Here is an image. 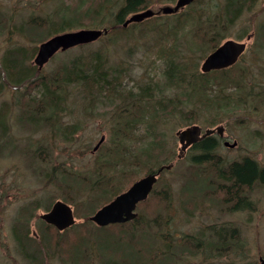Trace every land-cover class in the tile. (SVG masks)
<instances>
[{"label": "trees", "instance_id": "1", "mask_svg": "<svg viewBox=\"0 0 264 264\" xmlns=\"http://www.w3.org/2000/svg\"><path fill=\"white\" fill-rule=\"evenodd\" d=\"M52 1L58 2L60 12L42 15L40 11H34L18 25L14 23L12 15L0 12V37L6 36V33H14L21 39L41 42L52 35L83 27L81 20L75 16L77 12L91 16V24L107 28L108 33L100 38L95 47L90 44L76 47L79 49L76 55L72 52L76 48L64 52L68 62L58 65L55 72L44 75H38L36 65H29L37 48L33 53H29L22 44L8 47L0 62V91L6 83L18 88L17 90L23 89L27 99L26 102H22L21 98L17 100L20 105H24L17 110L16 118L19 123L44 130V133L63 134V138L74 137L82 128L80 124L86 121L90 112L97 110L94 108L99 103L111 102L110 106H114L117 99V102L122 103L123 106H118V109H114L115 114L109 116V142L103 147L99 159H96L92 175H82L81 172L69 170L67 165L62 166L60 163H48V159L39 157L38 149L33 150L35 174L43 182L50 183L68 194L61 200L74 205L72 200L78 198L77 193L73 195L74 190L87 193L86 201L78 200L75 204L85 210L82 212L85 218L98 206L111 201L126 190L141 172H153L175 160L172 153L167 152V155L162 156L165 148L167 151L171 149L167 148L166 139L157 131V123L169 108L174 110L171 116L179 117L183 122H187L186 125L201 123L204 126H213L229 117H245L249 120L264 118V80L260 78L262 82H255L254 66L244 63L243 57L227 69L210 73L198 71L200 58L204 60L227 40L229 29L245 15L246 10H251L258 0H223L221 6L205 10L201 8L202 5L207 7L211 2L196 0L186 7L190 8L189 13L167 15L165 21L161 22L162 25L153 22L151 31L154 30L157 35L154 39L156 56L165 66L163 80L160 84L154 83L152 79L138 87L137 93L126 92L123 87L131 67L122 57L113 63L111 48L121 45L126 39L129 41L136 35L145 33V24L124 27V23L129 15L143 10L151 1L74 0L78 3L76 8L66 0ZM195 6H200L201 12L189 16ZM209 10V15H213L214 19L205 22L202 13ZM104 23L106 25H102ZM186 33L187 36H192V40L185 41L187 50L191 52L192 49H198L201 51L200 56L204 54L203 57H194L189 63L178 57L176 48L179 39L181 41ZM255 33L260 47L258 52L264 55V24L261 23ZM169 91H174V94L169 96ZM20 94L17 92L16 96ZM69 94H80L89 98L90 105L80 107L79 114L75 115L76 110H68L64 106V100ZM5 116L0 111V135L4 133L3 140L7 138L5 131L10 124L4 119ZM67 116H71L70 120H63ZM199 117L205 119L199 122ZM236 122L243 128L246 127L243 120ZM141 126H145L143 131L140 130ZM253 134H261L259 140L264 139V132L256 130ZM157 143L161 144V148L157 147ZM220 144L218 137L208 136L191 147V151L197 150L198 153L189 158L190 165L196 167L195 180H182L180 187L182 206L185 210L188 205L197 206V199L201 202H212L209 197L216 195L214 187L217 183L221 190L219 194L224 196L222 202L231 205L232 212L254 208L251 191L264 188V164L252 154H246L236 161L225 160L218 153ZM113 163L120 165L121 170L105 169V166ZM167 171L162 172V175ZM106 172L114 175V178L108 177ZM161 179L156 183L148 200L139 205L138 210L158 192L156 188ZM172 191V185L165 183L158 192V197L170 196ZM70 195L74 196V199ZM33 203L37 205L38 201L30 203V216ZM47 204L45 207L49 210L52 203ZM139 213L131 222L103 228L94 229L89 222L85 223L84 225L92 230L86 237L80 235L79 240L66 245L69 255L66 264H184L190 257L199 255L203 256L200 264L202 261L207 264H253L247 261L238 262L232 257V253L238 252V243L241 240L236 226H213L210 230L212 238H207L204 232L197 235L181 233L182 236H178L177 230L174 233H158L159 230H156L161 227L162 221L167 230L171 228L173 218L170 215L164 219L158 211ZM29 218L27 216L26 219ZM36 221L39 238L30 239V252L27 250L28 245L26 248L23 246L21 252L25 258L30 259V264H45V253L51 255L54 245L51 235V229L54 227L38 217ZM84 227L76 224L64 232L55 233L61 235V239H68L69 237L62 236L69 232L79 234L80 229ZM113 227L123 228L122 234H113L110 231ZM24 229L25 231L13 227L15 239L20 246L29 234L26 226ZM227 254V260L223 261L222 258Z\"/></svg>", "mask_w": 264, "mask_h": 264}, {"label": "rangeland", "instance_id": "2", "mask_svg": "<svg viewBox=\"0 0 264 264\" xmlns=\"http://www.w3.org/2000/svg\"><path fill=\"white\" fill-rule=\"evenodd\" d=\"M48 1V2H47ZM52 0H0V12L6 13L8 16L12 15L14 23L18 25L21 20L26 19L30 13L40 11V14H51V12H60V5L58 2H51ZM67 2L71 3L73 8H76L78 3L74 0ZM151 1V2H150ZM176 0H149V4L142 12L148 9L159 11L166 6H173ZM204 1V0H203ZM223 0H206L211 2L209 6L202 5L201 8L212 9L216 6H221ZM190 8H185L178 14L189 13ZM202 9L200 6H195L189 16H195L196 13H200ZM203 10V11H204ZM211 11L202 13L203 20L208 21L214 19L213 15H209ZM82 12L75 13V16L81 20L83 27L79 29H102V26H93L90 22L91 16L85 15ZM176 14V15H178ZM89 18V19H88ZM167 15L157 14L152 18L146 19L139 25H147L145 33L141 36L136 35L129 41H123L119 46H113L111 52V61L116 63L119 57H122L126 61L127 65H130L131 70L129 76L123 87L126 88V92L133 91L139 92L138 87L149 83L154 79V83H162L164 63L156 56L154 45L157 38L156 33L151 31V25L153 22L161 24ZM192 20V19H191ZM175 21L173 20V23ZM264 24V0H258L251 10H246L245 15L239 19L232 28L228 31L227 39H233L239 42L247 43V51L243 55V61L246 64L254 66L253 73L256 77L255 82H262L259 79L264 80V55L260 50L255 32L260 24ZM197 24V23H195ZM102 25H106L105 23ZM131 25V24H130ZM162 25V24H161ZM106 27V26H105ZM189 26H187V29ZM78 30V29H75ZM111 30V29H110ZM255 33V34H254ZM184 34V33H183ZM6 36L0 37V62L4 56V52L8 47H13L18 44L24 45L29 53H33L40 43L48 38L43 39L41 42L35 43V40L21 39L18 36L5 34ZM250 35V36H249ZM53 36V35H52ZM50 36V37H52ZM249 36V38H247ZM192 40V36H187V33L183 38L179 39L176 48H178V57L183 58V61L189 63L193 61L194 57H203L204 54L198 49H192L191 52L188 49L185 41ZM100 42H94L90 45L97 46ZM130 45V47H129ZM199 45V44H198ZM159 48V45H157ZM77 49V48H76ZM72 51L74 55L78 54L79 49ZM81 50V49H80ZM34 53L31 57L30 63H33ZM65 53H60L50 61L45 68L46 71H51L58 65L67 63V57ZM196 58V59H197ZM202 58L199 60L198 71L201 72ZM13 87L9 83H6L4 88L0 91V111L5 114V120L9 121L8 130L5 131V140L1 133L0 135V264H27L20 246L15 239V232L13 227L21 228L25 231L24 226L28 229V237H31L33 231L37 232V217L46 212V204L54 203L57 200H61L62 197L68 194L56 187L51 186L50 183H45L40 180L34 171V156L33 150L38 149L39 157L48 159V163L61 164L62 166L72 168L73 171L81 172L82 175L90 176L94 173L96 159L100 157V153L103 151L105 144H108V132L110 129L111 119L109 116L115 114L114 109H118V106L122 107V103H114V106H110L111 102L106 104H98V109L95 112H90L86 121L82 124L81 130L72 138H63V134L44 133V130H38L30 125H21L16 118L17 110L24 105H20L17 100L21 98L22 102H26L27 97L24 96V90ZM21 93L16 96V93ZM171 96L174 91H169ZM18 95V94H17ZM26 97V98H25ZM25 98V99H24ZM24 99V100H23ZM89 98H85L80 94L71 95L64 100L65 107L76 110L75 115L79 114L80 107H86L90 105L88 103ZM21 102V103H22ZM174 112L172 108H169L164 113L160 122L157 123V131L161 134L164 132L167 143V148L171 151H167L165 148L162 156L164 157L168 153L175 155V160L172 161L173 168L170 172H166L161 176L160 185L157 186L156 191L160 192L162 186L167 183L171 184L173 191L171 195L162 198L158 197V192L151 196L147 204H143L138 210V213L145 211H158L161 216L166 219L169 215L173 218L172 226L167 230L162 221L159 232L166 231L174 233L177 230L178 236H182L181 233L197 235L200 232H204L208 236L209 230L213 226L232 225L239 229L241 240L238 243V252L232 253V257L236 258L238 262L247 261L253 264H259V258L264 257V188H259L251 191V197L254 202L253 209H245L236 212L230 210V206L224 204V196L219 194L221 192L218 187V183L215 184L216 195L209 197L212 202L197 199L199 202L197 206H182V200L180 196V187L182 186V180H195L194 172L195 166L190 165V157L193 154L189 149L182 158L179 156L180 144L176 137V132L189 126L187 122L179 120V117H172ZM264 115V109L262 110ZM71 116L64 117L63 120H70ZM205 117L198 118L199 122ZM243 120L245 128L238 125L236 121ZM206 128H216L219 126L225 127V135L228 141L233 144L235 141L238 143L236 148L230 149L222 146L220 155L228 161L233 159H239L245 154H252L264 164V139L259 140L260 135L255 136L254 131L259 130L264 132V118L263 119H246L245 117H236L231 119L230 117L224 119L223 122L213 125L204 126L201 123H195ZM145 126H141L140 130L143 131ZM256 129V130H255ZM42 131V132H39ZM2 137V139H1ZM104 138L98 148H95L99 141ZM148 172H141L139 177L134 176L135 180L143 177ZM107 176L114 178V175L107 173ZM211 176V174H210ZM132 178V179H134ZM200 183V182H199ZM198 183V184H199ZM130 186V184L128 185ZM127 186V188H128ZM78 189L73 191V195L77 193L78 198L74 201V205L70 204L75 212L77 218V225L80 226L84 223L85 216L82 214L85 210L75 205L77 201H86L87 193L78 192ZM72 191V190H70ZM213 193V192H210ZM72 199L74 196L70 195ZM38 201L37 205L32 204L33 209L30 216V203ZM76 201V202H75ZM223 201V202H222ZM48 205V204H47ZM139 213V214H140ZM23 214V215H22ZM29 216V219H26ZM37 216V217H36ZM123 229V228H122ZM122 229L113 227L110 231L118 235L122 234ZM81 232L70 233L68 239H61V235H56V230L51 229V235L54 239V245L51 255H46L45 264H66L68 260V253L66 245L70 242L79 240L80 235L86 237L89 233V228L80 229ZM110 232V233H111ZM20 233V231H19ZM119 235V236H120ZM66 241V242H65ZM38 243V242H37ZM213 253V252H212ZM214 254V253H213ZM86 257V256H85ZM92 257V256H91ZM228 254L222 258L223 261L227 260ZM87 257V261H88ZM203 256H192L187 259L184 264H200ZM235 260V259H233ZM86 262V260H85ZM95 263V262H94ZM91 264V263H90ZM201 264H207L202 261Z\"/></svg>", "mask_w": 264, "mask_h": 264}, {"label": "water", "instance_id": "3", "mask_svg": "<svg viewBox=\"0 0 264 264\" xmlns=\"http://www.w3.org/2000/svg\"><path fill=\"white\" fill-rule=\"evenodd\" d=\"M194 1L196 0H177L174 6L164 7L162 12L164 14L178 12ZM154 14L155 13L152 10L136 13L127 20L124 26L126 27L132 22H142L145 19L154 16ZM107 33V29H80L73 32L57 34L39 45L34 63L38 69H41L58 52H64L79 45L95 42ZM245 50L246 43L227 40L205 58L201 66V71L203 73H209L233 66ZM223 131L224 128L220 126L216 129H207L202 134V128L198 125L179 130L177 132V137L181 145L179 157L181 158L183 152L207 136L216 132L222 136ZM103 140L104 138H102L101 142ZM101 142L95 148H98ZM225 144L230 148H234L236 147L237 142L233 144L226 142ZM166 168L168 169L170 167L168 166ZM162 170L163 169L160 171ZM156 176V174H149L140 178L126 191L116 196L113 200L98 210L92 217H90V219L100 227L134 220L137 217V206L139 203L147 200L157 182ZM40 219L47 224L54 226L59 231L68 229L76 222L73 208L61 200L56 201L48 212L42 213ZM259 264H264V257L259 258Z\"/></svg>", "mask_w": 264, "mask_h": 264}, {"label": "bare ground", "instance_id": "4", "mask_svg": "<svg viewBox=\"0 0 264 264\" xmlns=\"http://www.w3.org/2000/svg\"><path fill=\"white\" fill-rule=\"evenodd\" d=\"M5 53V52H4ZM52 61V60H51ZM48 62H50V60L48 61ZM60 66V65H59ZM46 67V65L43 67V68H41V69H38L37 68V73H38V75H44V74H51V73H53V72H55L57 69H58V67H56V68H54L53 70H51L50 72L49 71H46V69L47 68H45ZM35 78H37V75H36V77ZM95 105H97V104H95ZM94 109H98V106H96ZM179 119V118H178ZM180 120V119H179ZM178 132V131H177ZM177 132H176V137H177ZM161 135L163 136V137H165V135H164V132H161ZM177 139H178V137H177ZM203 140V139H202ZM220 140V147H219V149H218V153L220 154V150H221V148H222V146H224V147H226V148H230L229 146H227L225 143L226 142H228V141H225V140H222V139H219ZM200 142V141H199ZM198 143V142H197ZM196 143V144H197ZM229 144H230V142H228ZM156 145H158L157 147H160L159 145H161V144H159V143H157ZM155 145V146H156ZM195 145V144H194ZM193 146V145H192ZM191 146V147H192ZM191 147H190V149H191ZM161 148V147H160ZM230 149H233V148H230ZM217 152V151H216ZM192 153L194 154V155H196L197 153H198V151L196 150L195 152H194V150H192ZM192 154V155H193ZM191 155V156H192ZM193 155V156H194ZM246 155V154H245ZM247 155H249V154H247ZM244 156V155H243ZM242 156V157H243ZM240 159V158H239ZM239 159H233V160H231V161H236V160H239ZM170 167V168H166V167ZM69 170H72L73 171V169L72 168H69V167H67ZM172 168H173V163H169V164H167V165H162L161 167H159L158 169H155V171H153V172H148L146 175H144V176H147V175H149V174H156L157 176V180H159L160 178H161V176H162V172H164L165 170H168V171H170V170H172ZM105 169L106 170H112V169H117V171L119 170H121V166L120 165H116V164H110L109 166H105ZM161 169H163L162 171H160ZM68 170V171H69ZM160 171V172H159ZM167 171V172H168ZM201 175H203V173H201ZM108 202H105V203H103L102 205H100V206H98L97 207V209L91 214V215H89V217L88 218H85V220H84V223H82L81 225H83V226H85L86 228H89V230H92V228L91 227H89V226H86V225H84L85 223H87V222H89L90 223V225L91 226H94V229L95 228H99L100 226H98L96 223H94L91 219H90V217H92L98 210H100L103 206H105L106 204H107ZM76 219V222H75V224L74 225H76L77 224V218H75ZM40 220V219H39ZM221 226H223V225H221ZM221 226H219V227H221ZM232 226V225H231ZM101 228V227H100ZM37 232H35V231H33L32 232V234H31V237H26L25 239H23V241H22V244L23 245H19L20 246V249L23 251V249L24 248H26L27 247V245H28V247H27V250H28V252H30V239H37V238H39V235H38V226H37ZM54 229L58 232V233H60V232H63V231H59L57 228H55L54 227ZM211 230V229H210ZM209 230V231H210ZM209 234H210V232H209ZM61 237V236H60ZM63 238H65V237H70V235H69V233L67 234V235H63L62 236ZM206 237L207 238H212V234H210V236H208L207 234H206ZM206 239V238H205ZM19 244V243H18ZM239 245V244H238ZM23 246H25L24 248H23ZM46 255L48 254V253H45ZM25 259H27V264H30V259H28V258H25Z\"/></svg>", "mask_w": 264, "mask_h": 264}]
</instances>
